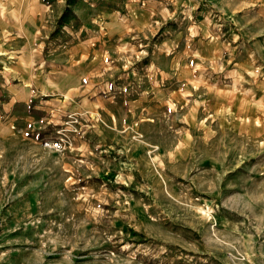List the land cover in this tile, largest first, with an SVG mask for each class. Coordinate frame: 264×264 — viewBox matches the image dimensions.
I'll return each instance as SVG.
<instances>
[{"label": "rangeland", "instance_id": "obj_1", "mask_svg": "<svg viewBox=\"0 0 264 264\" xmlns=\"http://www.w3.org/2000/svg\"><path fill=\"white\" fill-rule=\"evenodd\" d=\"M26 28L91 77L0 88V264H264V0H0Z\"/></svg>", "mask_w": 264, "mask_h": 264}, {"label": "crops", "instance_id": "obj_2", "mask_svg": "<svg viewBox=\"0 0 264 264\" xmlns=\"http://www.w3.org/2000/svg\"><path fill=\"white\" fill-rule=\"evenodd\" d=\"M24 31L26 32H0V62L6 60L8 66L7 72H0V88H5V94L8 92L6 97L12 103V111L21 110L26 106V109L40 108L49 114L54 111L49 106L51 101L43 99L52 96L67 99L68 95H76V91L83 86L84 81H89L91 75L84 73L82 69L84 55H80L81 51H75L80 58L74 64L54 69H51L45 60H35L36 54L43 53L45 49L44 40L39 39L45 36V32H30L28 28ZM100 33L102 32H96ZM92 40L93 38L88 42ZM93 59L95 57L92 56L91 64L95 63ZM39 79H43L42 85L37 83ZM0 97H3L1 93ZM35 103L40 105L35 107ZM17 113L15 112L16 116Z\"/></svg>", "mask_w": 264, "mask_h": 264}, {"label": "built area", "instance_id": "obj_3", "mask_svg": "<svg viewBox=\"0 0 264 264\" xmlns=\"http://www.w3.org/2000/svg\"><path fill=\"white\" fill-rule=\"evenodd\" d=\"M59 134V133H58ZM65 135H61L59 134L58 137L55 138L56 141H53V140H45V146L54 151V152H61V151H64L65 148H66V143L68 142L65 137Z\"/></svg>", "mask_w": 264, "mask_h": 264}, {"label": "trees", "instance_id": "obj_4", "mask_svg": "<svg viewBox=\"0 0 264 264\" xmlns=\"http://www.w3.org/2000/svg\"><path fill=\"white\" fill-rule=\"evenodd\" d=\"M69 13H70V15H69ZM68 14H66L65 16H64V18L63 19H66V18H69L70 16H72V11L71 12H69ZM69 15V16H68Z\"/></svg>", "mask_w": 264, "mask_h": 264}]
</instances>
